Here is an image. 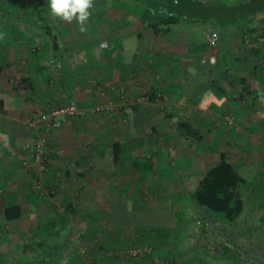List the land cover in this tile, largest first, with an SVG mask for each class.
Instances as JSON below:
<instances>
[{
	"label": "crops",
	"instance_id": "0c3cea01",
	"mask_svg": "<svg viewBox=\"0 0 264 264\" xmlns=\"http://www.w3.org/2000/svg\"><path fill=\"white\" fill-rule=\"evenodd\" d=\"M20 1L0 0V187L12 188L0 197L1 218L5 219V209L10 205L22 207L18 221L35 210L33 205L41 207L43 215L58 216L49 210L57 208L53 195L72 209L77 204L82 213L102 203L134 204L137 201L131 189L136 183L159 186L164 184L166 173L171 178L169 168L177 162L176 149L172 155L171 148L182 138V122L191 124L203 138L199 125L223 124L228 112L244 126V133L246 129L253 132L241 139L243 147L264 153V103L255 96L264 95V32L260 31L264 29V12L248 21L229 23L227 26L240 32L237 36L222 34L215 50L203 35L188 43L183 31L167 39L165 33L156 34L151 29L119 36L110 45L98 42L85 48L83 40L69 42L68 36L67 42L60 43L51 33L45 20L49 7H33L36 0H25L27 7H15ZM194 1L208 4L212 0ZM248 1L254 0H225V4L242 6ZM140 14H127L116 23H133ZM170 29L169 33L173 32V26ZM225 50L237 52V70L226 69L230 63H225ZM209 55L210 61H200ZM183 60L193 66L186 68ZM235 76L241 77L237 83ZM122 90L128 98L118 114L91 112L68 119L51 133L30 123L31 118L54 105L75 102L90 108L117 103ZM141 92L165 93L171 109L185 106L187 118L183 120L172 111L171 118L166 119L155 103L137 102ZM37 137H46L52 150L47 171H41L24 149L26 141ZM117 142L127 146L118 159L113 148ZM177 156L182 157V153ZM26 157L32 160L30 170L21 163ZM139 161L140 167L136 164ZM57 171L62 173L58 176ZM44 191L46 199L41 203L37 197ZM64 213L63 220H67L71 214ZM132 226L138 231L145 227Z\"/></svg>",
	"mask_w": 264,
	"mask_h": 264
},
{
	"label": "rangeland",
	"instance_id": "374dc122",
	"mask_svg": "<svg viewBox=\"0 0 264 264\" xmlns=\"http://www.w3.org/2000/svg\"><path fill=\"white\" fill-rule=\"evenodd\" d=\"M207 6L212 7L209 11L217 20L204 24L205 21L182 19L180 23L172 25L173 32L163 34L164 37L176 38L178 31H183L187 42L194 43L196 38L203 35L207 45L215 50L221 44L222 34L237 36L240 32L237 27L227 25L229 22H238L239 17L233 13L238 8L225 4V0H212ZM15 7H27V3L21 0ZM33 7L49 6L47 0H36ZM250 7L264 12V0H255ZM141 10L140 4L130 0H94L92 15L83 32L76 21L69 24L52 18L49 8L45 12V20L47 28L60 43L67 42L65 37L69 36V42L72 39L83 40L82 46L88 48L98 42H114L118 31L124 37L132 27L137 28V24L126 27L116 21L124 20L127 14L136 17ZM198 24L199 27H196ZM115 30L117 32L112 34ZM260 31L264 32V29ZM213 33H217L219 39L212 45L209 38ZM240 34L243 35V32ZM95 39L97 40L94 41ZM183 44L185 45V40ZM236 55V51L225 50V63H230V67L226 66V69H238ZM211 57L202 56L200 61L205 63L210 61ZM183 64L186 68L193 66L187 60H183ZM196 64L194 66L198 67L199 63ZM238 78L241 80V77L235 76L236 83ZM148 94L141 92L137 102L155 103L165 112L166 119L171 118L172 111L179 114L183 120V117L187 118L185 106L171 109L169 97L165 93L159 101L143 99ZM260 95L255 96L260 99ZM127 98V94L122 90L120 95L118 94L119 101L110 103L121 108L116 109L117 114L124 108ZM95 106L105 105H94L88 109ZM116 112L109 114L114 115ZM31 121L30 119V123ZM199 127L203 138L190 137L187 130L182 128V138L177 140L179 143H176V147L171 148L172 155L176 149L174 151L177 160L176 164L173 163L172 168H169L172 171L171 178H168L166 173L164 184L159 186L154 182H151L149 187L145 186L146 184L140 185L142 182L136 183L131 189L137 201L134 204L102 203L95 205L93 209L89 207L90 211L82 213L77 204L75 209H72V206L58 202V195H53L51 198H54L57 208L52 207L49 210L56 212L59 217L53 213L43 215L38 205H33L35 210L28 211L20 221H9L0 217V264H264V153L260 151L259 154L257 148L253 150L254 147H243L241 139L253 132L246 129L244 133V126L228 112H225V123L203 124ZM196 133L199 135V131ZM37 139L40 137L35 140ZM32 141L34 140L26 141L24 147ZM44 144L49 152H52L46 137ZM155 148L151 146V149ZM222 149L248 181L243 189L245 210L236 222L230 224L216 218L191 197L195 183L204 171L213 165ZM177 153H182V157H178ZM21 163L25 169L30 170L23 160ZM174 168L176 171H173ZM61 173L57 171L56 175ZM7 188L0 187V197L2 194L3 197L6 195ZM37 198L43 203L46 199L45 191L40 192ZM1 206L3 203H0V208ZM42 207H45L44 204ZM146 210L150 211L149 214ZM65 211L71 214L67 220L62 217L66 215ZM87 214L90 218L97 216V219L92 220L87 216L84 218ZM132 223L137 228L145 226L142 229L144 231L134 229ZM131 251H139V255L133 256Z\"/></svg>",
	"mask_w": 264,
	"mask_h": 264
},
{
	"label": "trees",
	"instance_id": "16d2710c",
	"mask_svg": "<svg viewBox=\"0 0 264 264\" xmlns=\"http://www.w3.org/2000/svg\"><path fill=\"white\" fill-rule=\"evenodd\" d=\"M142 6L141 14L138 20L133 23L124 24V26L138 25L137 28L130 29V32H141L138 30L151 29L156 34L167 33L172 25L178 24L182 19L188 21H213L216 19L207 4L194 0H130ZM255 1V0H254ZM253 1V2H254ZM253 2L248 1L238 10L233 11L237 20L245 19L248 21L251 16L259 11L250 7ZM249 6V7H248ZM242 7V9H239ZM208 15V16H206ZM217 20V19H216ZM237 22V21H236ZM230 23V22H229ZM131 24V25H130ZM115 34L117 31H113ZM129 32V33H130ZM114 38L122 34L118 31ZM128 33V34H129ZM56 43V42H55ZM106 45L111 43L105 42ZM150 99L155 100L157 93H150ZM181 128L187 130V135L201 138L193 129L191 124L182 122ZM115 158L124 153V147L120 143H114ZM141 166V162L136 163ZM245 177L238 171L234 164L228 159L227 153H221L218 162L213 164L204 174L197 187L191 191L192 199L199 205L205 207L216 218L224 223L230 224L236 222L245 210V200L243 195L244 186L248 183ZM22 217V207L20 205L7 206L4 212L5 220L13 221ZM160 228V227H159ZM225 249L230 250L225 247ZM87 264V263H79Z\"/></svg>",
	"mask_w": 264,
	"mask_h": 264
},
{
	"label": "built area",
	"instance_id": "2783aa9c",
	"mask_svg": "<svg viewBox=\"0 0 264 264\" xmlns=\"http://www.w3.org/2000/svg\"><path fill=\"white\" fill-rule=\"evenodd\" d=\"M219 39V35L217 33H213L210 37V43L213 45ZM164 97L162 92H157L156 99L159 101ZM124 98V96H122ZM150 95H145L143 99L151 100ZM117 108H119L115 104H109L105 106H95L91 109L83 108L77 105L75 102H68L63 103L55 106L49 107L43 113L38 114L31 118V125L33 126H40L42 129L47 132L51 133L54 130L60 129L63 125L67 122L70 118L75 117H85L89 113H96V114H109L113 111L116 112ZM121 108H119L120 110ZM117 113V112H116ZM25 150L30 152L33 157V162L38 164V167L41 171H47L49 166L47 165V158L48 154L50 153L47 147L44 144V138L40 137L38 140H34L32 142H28L25 145ZM32 160L28 157L23 159L24 165L27 167H31ZM33 163V164H34ZM131 255L136 256L139 255V251H131Z\"/></svg>",
	"mask_w": 264,
	"mask_h": 264
},
{
	"label": "clouds",
	"instance_id": "9594fccd",
	"mask_svg": "<svg viewBox=\"0 0 264 264\" xmlns=\"http://www.w3.org/2000/svg\"><path fill=\"white\" fill-rule=\"evenodd\" d=\"M50 15L54 19L71 24L76 21L80 25V30L85 31L94 8V0H47ZM260 102L264 103V95L260 97Z\"/></svg>",
	"mask_w": 264,
	"mask_h": 264
}]
</instances>
